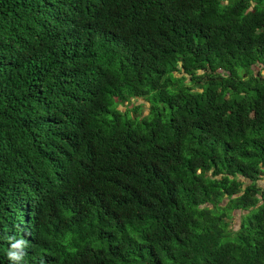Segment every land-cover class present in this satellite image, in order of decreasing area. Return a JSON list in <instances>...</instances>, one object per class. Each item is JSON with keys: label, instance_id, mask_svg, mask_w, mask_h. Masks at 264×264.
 Returning a JSON list of instances; mask_svg holds the SVG:
<instances>
[{"label": "trees", "instance_id": "1", "mask_svg": "<svg viewBox=\"0 0 264 264\" xmlns=\"http://www.w3.org/2000/svg\"><path fill=\"white\" fill-rule=\"evenodd\" d=\"M263 175L264 0H0V264H264Z\"/></svg>", "mask_w": 264, "mask_h": 264}, {"label": "rangeland", "instance_id": "2", "mask_svg": "<svg viewBox=\"0 0 264 264\" xmlns=\"http://www.w3.org/2000/svg\"><path fill=\"white\" fill-rule=\"evenodd\" d=\"M179 73L178 75H182L184 76L183 78V83L188 84V80L189 78L187 77L188 73H187V69H184L183 66H179L178 68ZM250 71L252 73H255L257 75H259L260 77H262V73L260 70V65L259 63H255L251 66ZM177 75V73H176ZM147 100L143 97V96H139V97H135V98H130L127 101H125L122 105H118L117 107L121 110V111H126L127 113H131L133 116L136 115H140V114H144L147 111ZM134 107H136L134 109ZM261 180L260 181H264V175L260 176ZM235 215H237L236 212H234ZM235 215H231V217H226L225 219L228 221V227H232L233 224L235 225L237 222V217Z\"/></svg>", "mask_w": 264, "mask_h": 264}, {"label": "clouds", "instance_id": "3", "mask_svg": "<svg viewBox=\"0 0 264 264\" xmlns=\"http://www.w3.org/2000/svg\"><path fill=\"white\" fill-rule=\"evenodd\" d=\"M25 246V241L23 240H16L15 242H13L11 244V249H14V250H10L7 255H8V258L11 260V261H20L22 259V256H23V247ZM16 249H21L20 251H16Z\"/></svg>", "mask_w": 264, "mask_h": 264}]
</instances>
